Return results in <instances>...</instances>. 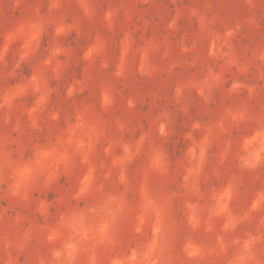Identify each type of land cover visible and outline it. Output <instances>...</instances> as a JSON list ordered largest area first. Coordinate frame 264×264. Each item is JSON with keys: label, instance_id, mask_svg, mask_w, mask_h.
Returning <instances> with one entry per match:
<instances>
[{"label": "rangeland", "instance_id": "rangeland-1", "mask_svg": "<svg viewBox=\"0 0 264 264\" xmlns=\"http://www.w3.org/2000/svg\"><path fill=\"white\" fill-rule=\"evenodd\" d=\"M0 264H264V0H0Z\"/></svg>", "mask_w": 264, "mask_h": 264}]
</instances>
